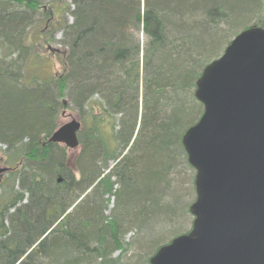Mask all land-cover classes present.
<instances>
[{
  "label": "trees",
  "instance_id": "obj_1",
  "mask_svg": "<svg viewBox=\"0 0 264 264\" xmlns=\"http://www.w3.org/2000/svg\"><path fill=\"white\" fill-rule=\"evenodd\" d=\"M51 1H0V143L10 168L0 264H145L163 242L159 229L185 223L174 182L189 165L183 136L204 110L196 82L240 31L264 28V0H71L58 10L72 19L61 26L63 71L27 81L32 22L15 6L36 12ZM71 109L82 123L78 176L67 149L48 143ZM105 196L116 199L109 218ZM133 227L145 231L142 251L123 262L113 255L127 251Z\"/></svg>",
  "mask_w": 264,
  "mask_h": 264
},
{
  "label": "water",
  "instance_id": "obj_2",
  "mask_svg": "<svg viewBox=\"0 0 264 264\" xmlns=\"http://www.w3.org/2000/svg\"><path fill=\"white\" fill-rule=\"evenodd\" d=\"M196 87L204 112L182 139L196 172L193 227L150 264H264V28L237 35ZM80 130L73 119L48 143L76 150ZM7 170L0 156V181Z\"/></svg>",
  "mask_w": 264,
  "mask_h": 264
},
{
  "label": "rangeland",
  "instance_id": "obj_3",
  "mask_svg": "<svg viewBox=\"0 0 264 264\" xmlns=\"http://www.w3.org/2000/svg\"><path fill=\"white\" fill-rule=\"evenodd\" d=\"M71 3V0H53L44 4L42 8H39L36 12L30 8H27L25 5L18 6L16 5V9L20 10L24 13L28 19V23L31 21L32 25L28 28V36H29V45H33V50L29 52L26 70V78L27 81H31V79L35 76L41 77L44 80H50L54 78L56 75L63 71V62H64V52L65 48L60 44L62 40V31L61 26L63 25V21L68 23L72 22L71 17L67 15L66 11L59 14L58 10L66 9V7ZM26 22V21H25ZM24 22V23H25ZM254 25V24H253ZM252 25V26H253ZM251 27V26H250ZM241 32V31H240ZM239 32V33H240ZM233 40V39H232ZM1 43V40H0ZM27 44V45H28ZM28 45V46H29ZM223 53V52H222ZM221 53V54H222ZM7 53L3 51L2 45L0 44V57L6 56ZM72 119L80 120L77 113L75 111L67 110L66 116L62 117V112L59 117V126L63 125L67 122H70ZM6 146L0 143V155L5 159V155L2 150H5ZM80 153V148L77 150H67V164L68 167L76 173V161ZM7 166V164L5 163ZM114 164H108V170L113 168ZM108 170L105 173H108ZM78 176V173H76ZM195 171L189 165H182L181 169H179V173L176 174L174 185L176 184V189L178 194H180V199L185 198L187 200L186 207L183 214L185 217V223L181 226L175 228L173 233H170L169 229L160 228L158 233H164L161 240L163 242L159 243L157 241L156 232L150 233L149 243L151 245L157 244L152 251L149 253L148 258L151 259L157 250L160 247L168 245L174 238L188 234L193 225L194 217L190 214L189 208L196 200V192H195ZM8 175L3 176V181L6 182ZM192 180L193 185H192ZM173 185V186H174ZM5 189V188H4ZM2 193V188H0V194ZM108 199V210L105 212V216L107 218L111 217L112 211L116 207V199L105 196V200ZM120 209V208H119ZM175 212H178L175 210ZM189 212V213H188ZM144 230L140 228H132L128 230L127 235H125L124 241L126 243L127 251L122 253L120 251L115 252L113 255L114 258L121 257L123 262L134 260L135 257H139V252L142 251L139 246V240H143L145 238ZM137 259V258H136ZM135 261V260H134ZM145 264H149V261Z\"/></svg>",
  "mask_w": 264,
  "mask_h": 264
}]
</instances>
